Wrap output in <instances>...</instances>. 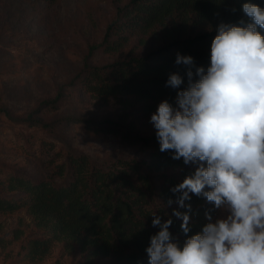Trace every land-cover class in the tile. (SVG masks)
<instances>
[{"label":"trees","instance_id":"1","mask_svg":"<svg viewBox=\"0 0 264 264\" xmlns=\"http://www.w3.org/2000/svg\"><path fill=\"white\" fill-rule=\"evenodd\" d=\"M37 1L53 4L57 0ZM245 2L264 8V0H129L116 10L99 46L115 55L137 38L141 47L153 42L151 49L139 55L133 44L108 64L84 67L78 82L90 96L119 100L144 118L164 100L175 107L177 92L187 86L184 66L175 63L177 54L191 56L196 66L207 68L216 27L246 20ZM174 72L184 77L180 89L167 86ZM121 124L105 120L96 131L137 146L146 151L145 158L116 159L103 167L83 154L71 155L47 179L20 175L0 180V213L25 209L43 234L28 243L29 260L42 259L55 243H62L65 250L78 251L84 264H94L96 259L107 260L106 264H148L146 248L159 231L152 225L154 212L162 221L173 219L169 230L183 243L182 221L172 211L185 209L175 203L178 194L171 189L192 174L194 166L173 160L172 151L161 152L156 130L143 137L133 125L122 130ZM190 195L188 235L202 231L207 223L205 211L213 208L205 198ZM169 199L174 202L165 207Z\"/></svg>","mask_w":264,"mask_h":264},{"label":"rangeland","instance_id":"2","mask_svg":"<svg viewBox=\"0 0 264 264\" xmlns=\"http://www.w3.org/2000/svg\"><path fill=\"white\" fill-rule=\"evenodd\" d=\"M128 1L0 0V180L47 179L71 155L83 154L103 167L146 157L137 146L96 130L108 120L122 123V130L131 124L147 137L155 132L151 116L119 100L94 98L78 82L84 67L108 64L133 44L139 55L151 49L153 42L141 47L137 38L115 55L99 46L116 10ZM42 235L25 209L0 213V264H84L78 251L62 243L42 259L29 260L28 243Z\"/></svg>","mask_w":264,"mask_h":264},{"label":"clouds","instance_id":"3","mask_svg":"<svg viewBox=\"0 0 264 264\" xmlns=\"http://www.w3.org/2000/svg\"><path fill=\"white\" fill-rule=\"evenodd\" d=\"M242 10L246 20L216 27L207 68L177 54L187 86L175 107L164 100L151 115L159 150L194 171L171 189L185 209L172 211L185 239L170 232L171 217L151 214L159 231L146 248L148 264H264V8L245 2ZM183 83L179 72L167 80L175 89ZM190 194L213 205L192 235Z\"/></svg>","mask_w":264,"mask_h":264}]
</instances>
